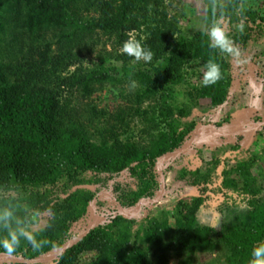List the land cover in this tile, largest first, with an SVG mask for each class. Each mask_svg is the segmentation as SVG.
I'll list each match as a JSON object with an SVG mask.
<instances>
[{
    "label": "trees",
    "instance_id": "1",
    "mask_svg": "<svg viewBox=\"0 0 264 264\" xmlns=\"http://www.w3.org/2000/svg\"><path fill=\"white\" fill-rule=\"evenodd\" d=\"M174 1L0 0V211L12 210L39 244L21 239L12 255L34 260L65 246L72 225L84 221L94 201L93 192L80 186L102 182L95 176L131 173L137 186L121 192L116 200L121 206L153 197L159 187L157 161L174 153L197 126L191 108L202 99L213 107L229 100L232 55L209 46L210 30L186 36L172 15ZM204 2L206 23H226L233 47L264 39V15L244 9L242 0ZM99 35L112 40L115 54L91 66L84 50L96 45ZM129 38L152 52L150 62L118 55ZM210 59L220 65L221 78L211 86L203 79L191 86L195 73L189 75L188 66L204 69ZM258 60L264 86V53ZM185 84L186 100H180L177 87ZM109 85L117 87L121 100L113 109L92 99L111 94ZM137 117L144 125L140 135L132 125ZM262 150L263 155L240 163L236 173L224 169L221 184L216 151L210 161L200 155L198 169L169 167L165 173L167 186L184 182L202 190L217 180L222 192L250 196L249 207L237 211L218 238L197 230V214L206 201L198 194L180 199L171 211L161 204L157 215L138 223L118 215L98 224L53 264H80L85 254L91 255L88 264H170L172 255L176 264H194L197 252L217 253L207 264H249L252 249L264 243V197L253 176L257 162L264 161ZM6 235L0 228V238ZM0 254H6L2 248ZM0 264L25 263L2 258Z\"/></svg>",
    "mask_w": 264,
    "mask_h": 264
},
{
    "label": "rangeland",
    "instance_id": "2",
    "mask_svg": "<svg viewBox=\"0 0 264 264\" xmlns=\"http://www.w3.org/2000/svg\"><path fill=\"white\" fill-rule=\"evenodd\" d=\"M224 2L229 0H222ZM242 7L244 9H253L256 12L264 15V0H242ZM206 9L207 5L204 0H175L173 4L172 15L176 16L180 20V27L184 31L186 36H192L197 30H210L213 25L206 23ZM222 29L226 33L228 31V25L224 23ZM51 35V34H50ZM52 36V35H51ZM97 38V39H96ZM99 42L90 44L85 48V56L91 62V66L94 64H100L101 59L110 53H114V47L108 37L99 35L94 36ZM238 50V56H231L230 68L232 72V88L230 91L229 100L220 107H213L209 100L202 99L199 103L191 108V112L195 113V119L197 126L195 130L189 135L181 146L176 149L175 152L189 150L185 153L171 154L167 157L157 161V167L155 173L157 174V180L159 182L158 190L153 197L142 198L138 203L133 205L124 204L121 206V202H117V197L121 195V192L129 193L136 189V179L131 175L129 171H124L116 177L109 176H95V179H100L102 182L93 183L89 185L80 186L82 189L89 190L94 194V201L90 205L87 215L84 221L75 223L70 230L69 241L73 238L81 236L85 233L95 221V224L102 225L106 222L109 224L111 219L121 215L126 219H130L133 223L142 221L146 215L153 213L158 214L163 210L164 205L167 211L176 205L180 199L190 200L194 195L202 194L206 199L203 207L197 214V230H207L215 234L216 238L221 236L224 232L225 226L229 221L233 220L237 211H244L249 207L250 196L243 195L241 193H234L228 191H220L217 187V180L212 182L206 188L198 190L193 187H187L186 183H178L173 186L166 185V178L163 179L165 173L169 167H175L177 169L181 167H187L188 169H195L198 163L204 158L206 161H210L213 157V152L219 153L222 156L223 147L218 146L219 141L224 144V140L217 134L213 127L220 129L222 132L228 128L227 136H231L243 127V130L247 132V135L251 133V128L246 124L242 118L237 119L239 114L254 116L256 114L257 119L264 123V86L258 80L257 70L259 65L255 62H259L258 56L264 53V39L250 40L246 47L235 46ZM122 52L119 49L118 55ZM115 54V53H114ZM142 64L147 62L141 60ZM260 63V62H259ZM107 66H111L110 62L105 63ZM123 61L120 60L117 67L122 66ZM261 65V64H260ZM190 73L191 86H198L203 79L204 69L199 65L190 64L187 68ZM119 74V73H117ZM116 74V75H117ZM119 76V75H118ZM178 98L180 100H186L185 90L188 89L187 85L178 86ZM110 93H98L92 97L93 101L99 107L109 106L110 109L116 108L121 102L119 98V90L117 87L109 85ZM183 92V93H182ZM147 104L144 105V108ZM237 119V120H236ZM236 121H238L236 123ZM236 123V126H234ZM136 130V133L140 135L139 131L144 128V125L140 118H135L132 124ZM201 133L206 137L205 144L199 145L198 134ZM204 133H206L204 135ZM218 136V139H217ZM205 139V138H204ZM204 141V140H202ZM250 146V150H241V144L236 142V149L234 154L227 157L224 169L236 173L238 165L242 162L248 161L253 155H263L264 148V128L261 132H258L256 138ZM207 143V144H206ZM198 144V145H196ZM231 145L230 143L228 146ZM222 147V148H221ZM181 151V152H182ZM202 155V159L200 157ZM264 161L257 162V167L253 170V176L257 178V185L262 188V196L264 197V170H262ZM161 170H160V169ZM93 181V180H92ZM103 193L107 194V198L103 197ZM229 193V194H228ZM67 192H59L58 195L65 196ZM102 195V200L100 196ZM117 200V201H116ZM118 203V204H117ZM162 204L156 209V204ZM121 204V205H120ZM93 208L94 214L91 211ZM172 222V221H171ZM88 228L82 233H79L86 227ZM136 228V227H135ZM78 233V234H77ZM45 254L41 256V260L32 264H53L56 259L51 258L54 253ZM90 254H85L80 264H88L90 261ZM217 253L210 252H197L193 255L194 264H207L214 263ZM2 259V258H1ZM178 259L172 255L170 258V264H176Z\"/></svg>",
    "mask_w": 264,
    "mask_h": 264
},
{
    "label": "clouds",
    "instance_id": "3",
    "mask_svg": "<svg viewBox=\"0 0 264 264\" xmlns=\"http://www.w3.org/2000/svg\"><path fill=\"white\" fill-rule=\"evenodd\" d=\"M240 29H243V24L239 25ZM210 41V47L213 49H219L221 52L238 56L239 52L232 46L231 40L228 38L222 27L219 24L214 25L208 32ZM123 54L133 58V62H139L141 60L150 62L153 54L150 50L145 49L141 43L134 39L129 38L124 42L121 50ZM221 78V67L214 60H209L204 66L203 84L205 86H211L217 83ZM13 221L16 227H12ZM0 228L7 231V235L0 238V248L8 255L15 253L17 248L20 247L21 239L28 241L34 247H39L35 237L31 232L26 230L23 226V222L15 217V214L10 209H4L0 211ZM249 264H264V243H260L255 246L251 251V258Z\"/></svg>",
    "mask_w": 264,
    "mask_h": 264
},
{
    "label": "crops",
    "instance_id": "4",
    "mask_svg": "<svg viewBox=\"0 0 264 264\" xmlns=\"http://www.w3.org/2000/svg\"><path fill=\"white\" fill-rule=\"evenodd\" d=\"M247 118L252 124H253V127H252V129H251V133L250 134H248L247 135V132H245L244 130H243V127H241L238 131H237V133H236V135H235V137L234 138H229L226 134H227V132H228V128H226V131L225 132H222L220 129H216L215 127H213L214 128V130L217 132V134L224 140V144L222 143V141L220 142L219 141V147L220 146H222V145H224V149H223V153H222V156H221V161L224 159V160H226L227 159V157H229V156H231V155H233L234 154V150L236 149V145H235V143L236 142H239V144L240 143H242L243 141H244V144L242 143L241 144V150L242 149H245V150H250V146H252V142L251 141H254V139L256 138V136H257V134H258V132H261V130L264 128V123L263 122H260L259 123V120L257 119V117H256V114L254 115V116H250V115H244L243 113L242 114H239V116L237 117V119L239 120L240 118ZM236 119V120H237ZM238 121H236V123H237ZM236 123H235V125L234 126H236ZM206 133H204V135H205ZM199 136H198V138H199V140H198V142H199V145H201V144H205V143H203V141L202 140H204V136H203V134L201 135V133H199L198 134ZM217 139H218V136H217ZM231 144V145H229L228 146V144ZM207 144V143H206ZM196 145H198V144H196ZM222 148V147H221ZM189 150H187V149H184L182 152H181V154L182 153H185V152H188ZM216 154H217V156H219V153H217L216 152ZM178 155V154H177ZM167 157V156H166ZM165 158V157H164ZM163 159V158H162ZM202 160H201V162L200 163H198V165H197V167L195 168V169H198L202 164ZM226 164V163H225ZM225 168V167H224ZM224 168L222 169V172L224 171ZM195 169H191V170H195ZM218 173V172H217ZM223 180V179H222ZM222 182V181H221ZM229 194V193H228Z\"/></svg>",
    "mask_w": 264,
    "mask_h": 264
},
{
    "label": "water",
    "instance_id": "5",
    "mask_svg": "<svg viewBox=\"0 0 264 264\" xmlns=\"http://www.w3.org/2000/svg\"><path fill=\"white\" fill-rule=\"evenodd\" d=\"M182 151V150H181ZM181 151L179 152H174L172 154H180ZM159 161V160H158ZM224 165H225V160L223 159L219 165V167L217 168V172H218V175L220 176V179L218 180V184H221V181L223 179L222 177V169L224 168ZM164 180H165V176H163ZM96 226L95 224V221H94V224L85 232L83 233L81 236L79 237H76V238H73L71 239L70 241L67 242V244L65 246H63L60 250H58L56 253L53 254V256H51V258H55L57 259L58 257H60L66 250H68L69 248H71L72 246L76 245L82 238H84L88 232L93 229L94 227ZM1 258H9L11 259L13 262H20V263H25V264H32V263H37L41 260V258H37V259H34V260H25V259H22V258H19L17 256H14V255H7V254H0V259Z\"/></svg>",
    "mask_w": 264,
    "mask_h": 264
}]
</instances>
